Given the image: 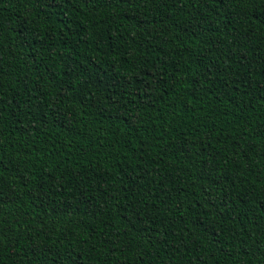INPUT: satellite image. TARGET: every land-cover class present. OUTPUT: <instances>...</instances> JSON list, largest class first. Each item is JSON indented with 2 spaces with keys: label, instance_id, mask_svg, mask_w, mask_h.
<instances>
[{
  "label": "trees",
  "instance_id": "obj_1",
  "mask_svg": "<svg viewBox=\"0 0 264 264\" xmlns=\"http://www.w3.org/2000/svg\"><path fill=\"white\" fill-rule=\"evenodd\" d=\"M246 13L264 0H0V264H264Z\"/></svg>",
  "mask_w": 264,
  "mask_h": 264
},
{
  "label": "snow or ice",
  "instance_id": "obj_2",
  "mask_svg": "<svg viewBox=\"0 0 264 264\" xmlns=\"http://www.w3.org/2000/svg\"><path fill=\"white\" fill-rule=\"evenodd\" d=\"M69 2H73V0H47L48 6L50 9L56 8L57 6L63 7L64 4H67ZM74 2H78L84 8L91 10V9H95L101 3H103L105 6H110L111 0H74ZM118 2L131 3V0H118ZM204 2H205V5L209 3H214L217 6H219V4L223 3L224 0H204ZM244 15L246 19L248 18L256 19L259 21L260 24L264 25V18L256 17L252 13H246ZM257 131L261 135H264V132H261L259 129H257ZM0 195H2V193H0ZM211 200H212V196L209 195L205 202L208 203V202H211Z\"/></svg>",
  "mask_w": 264,
  "mask_h": 264
}]
</instances>
